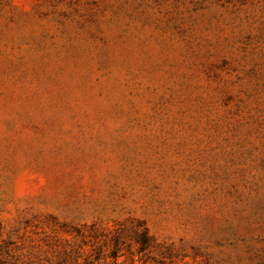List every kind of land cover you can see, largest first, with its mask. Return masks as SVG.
Wrapping results in <instances>:
<instances>
[{
	"label": "rangeland",
	"instance_id": "374dc122",
	"mask_svg": "<svg viewBox=\"0 0 264 264\" xmlns=\"http://www.w3.org/2000/svg\"><path fill=\"white\" fill-rule=\"evenodd\" d=\"M0 264H264V0H0Z\"/></svg>",
	"mask_w": 264,
	"mask_h": 264
},
{
	"label": "trees",
	"instance_id": "16d2710c",
	"mask_svg": "<svg viewBox=\"0 0 264 264\" xmlns=\"http://www.w3.org/2000/svg\"><path fill=\"white\" fill-rule=\"evenodd\" d=\"M142 235H143L144 238H149V236L147 235V232H146L145 229L143 230ZM142 240H143V241H142L141 244H145V243H146L145 239H142Z\"/></svg>",
	"mask_w": 264,
	"mask_h": 264
}]
</instances>
